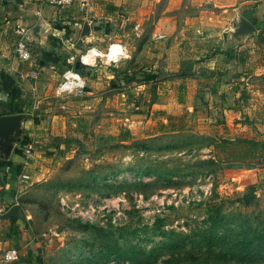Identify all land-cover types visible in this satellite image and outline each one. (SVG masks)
I'll use <instances>...</instances> for the list:
<instances>
[{
  "label": "crops",
  "instance_id": "obj_1",
  "mask_svg": "<svg viewBox=\"0 0 264 264\" xmlns=\"http://www.w3.org/2000/svg\"><path fill=\"white\" fill-rule=\"evenodd\" d=\"M117 12H125L128 18L118 21ZM152 15L153 20H148ZM95 17L119 22L121 29L133 27L130 35L136 36L151 23L153 29L139 51L140 58L129 52L128 58L116 63L98 65L96 58L85 69L82 63L74 65L84 48L103 49L106 39L126 45L121 29L84 35V22ZM241 18L254 32L238 41L232 31ZM37 23L44 31L39 39L29 35L30 59L20 60L14 53L19 38L16 29L30 30ZM260 31L264 32V0H86L69 7L45 0H0V113L25 115L21 143L8 159H0V215L9 204H19L25 214L23 221L0 218V264H45L51 262L50 255L62 250L64 242L62 236H55L56 226L41 222L49 214L43 209L49 196L46 190L71 186L59 175L73 168L79 155V160L84 158L79 153L84 144V104L88 108L96 101L118 106L121 70L132 78L146 64L144 69L151 76H162L148 80L155 84L156 93L142 115L145 136L184 132L206 136L211 140L208 157H220L228 164L226 171L243 172L238 181L264 183V41ZM66 69L85 80L81 93L73 89L57 95ZM146 85L138 83L137 90ZM107 86L116 91L112 98L103 95ZM114 121V116L100 119L96 127L110 128ZM28 144L32 150L27 157ZM20 173L29 174L30 179L19 183ZM12 228L19 229L17 240L10 235ZM10 248L17 249L18 259L3 262L2 255Z\"/></svg>",
  "mask_w": 264,
  "mask_h": 264
},
{
  "label": "rangeland",
  "instance_id": "obj_2",
  "mask_svg": "<svg viewBox=\"0 0 264 264\" xmlns=\"http://www.w3.org/2000/svg\"><path fill=\"white\" fill-rule=\"evenodd\" d=\"M117 13L118 21L128 18L125 12ZM119 24L90 18L84 22V35L110 33L121 29ZM152 29L150 23L136 36L130 35L133 27H122L126 45L119 43L133 58H140ZM111 42L115 41L106 39L99 50L104 52ZM97 60L98 65L107 62ZM77 63H81L79 55L74 59ZM146 66L135 70L132 78L122 70L117 74L118 106L84 104V144L79 147L84 158L79 160V155L73 168L66 167L59 175L71 186L46 190L49 196L43 209L49 214L41 222L56 226L54 234L62 236L64 246L45 264H264L221 257L219 249L229 239L264 233V183L238 181L243 172L226 171L228 164L220 157H208L211 140L206 136L192 132L145 136L142 115L156 93L148 80L162 77L148 78ZM138 83L148 85L138 91ZM102 92L109 98L116 94L109 86ZM112 116L113 126L96 127L100 119ZM136 119L141 120L137 125ZM123 133L129 135L127 141H120ZM210 214L217 218L213 227ZM212 229L215 240L208 242Z\"/></svg>",
  "mask_w": 264,
  "mask_h": 264
},
{
  "label": "water",
  "instance_id": "obj_3",
  "mask_svg": "<svg viewBox=\"0 0 264 264\" xmlns=\"http://www.w3.org/2000/svg\"><path fill=\"white\" fill-rule=\"evenodd\" d=\"M44 31L41 23L35 24L29 30V35L39 39L40 32ZM254 32L253 26L245 19L241 18L232 31V36L236 40H240ZM76 66H79L77 63ZM23 113H14L0 116V159H8L13 151V148L22 141L24 119ZM16 217L20 220H25V214L19 204L10 206L0 218L12 219Z\"/></svg>",
  "mask_w": 264,
  "mask_h": 264
},
{
  "label": "built area",
  "instance_id": "obj_4",
  "mask_svg": "<svg viewBox=\"0 0 264 264\" xmlns=\"http://www.w3.org/2000/svg\"><path fill=\"white\" fill-rule=\"evenodd\" d=\"M45 1H47L51 5H55V6H58V7H69L74 2H80L82 4H85V2H86V0H45ZM16 34L19 36V38H18V40L16 41V43L14 45V53H15V55H16V57L18 59L27 61V60L30 59V52H29V50L27 48V40L29 38V30L27 28H25L24 26H18L17 29H16ZM112 45H120L122 47V49L124 50V52L126 53V55L128 56L127 49L122 44H120L119 42H111L106 47V50L104 52L99 50V49H96V48L95 49L97 51L103 53L104 57L106 59V57L109 54V51H110V48H111ZM93 48L94 47H89L83 54L80 55V62H81V57L86 55L89 52V50H91ZM115 55H117L119 57L118 61L120 59L124 58V56L121 55L119 51H117L115 53ZM96 58H99V57H95V60H96ZM118 61L111 62V63H116ZM68 72L79 74L76 71H73L71 69H66L63 72V81L60 83L59 88L62 85H64V84H68L72 88V90L75 89V91L77 93H81L82 89H83V87L85 85L84 80L82 79V77L79 74L80 78L84 82V85L81 88V87H79V82L74 80V78L71 75H69L67 79L65 78V73H68ZM65 91H68V90H65ZM31 150H32V145L28 144L27 147L24 149V155L28 157L31 154ZM29 179H30V176L27 173H20L18 175V182L19 183H25ZM9 255H11L13 258L12 259H7V257ZM17 259H18V251L15 248L7 249L2 255V261L3 262H12V261H15Z\"/></svg>",
  "mask_w": 264,
  "mask_h": 264
},
{
  "label": "trees",
  "instance_id": "obj_5",
  "mask_svg": "<svg viewBox=\"0 0 264 264\" xmlns=\"http://www.w3.org/2000/svg\"><path fill=\"white\" fill-rule=\"evenodd\" d=\"M259 35L261 39L264 41V32L260 31ZM33 53H35V50H33ZM67 67L69 66L66 65V68ZM149 77H153V76L150 75ZM30 105H31L30 102H28L27 107H29ZM0 115H2V113H0ZM128 137L129 135L127 133H123L120 136V141H127ZM16 173H18V171ZM8 207H10V204L5 206L6 209H8ZM214 219L217 220L216 217H213L210 214V217L208 219L210 223V227H213L212 222ZM14 229L13 228L11 229V231L14 230V233L10 232V235L11 233L14 234L15 236H13V240H17L16 236L19 232V229L18 228H14ZM208 232L209 234L206 236V240L208 242L209 240H215L214 238L215 234L213 233L214 229ZM219 249H220L221 257L227 256L231 258L234 257L235 259H239V260L264 261V233L251 238L243 237L237 241L235 239H229L228 241L221 242ZM126 257L132 259V257H130L129 255H126Z\"/></svg>",
  "mask_w": 264,
  "mask_h": 264
},
{
  "label": "clouds",
  "instance_id": "obj_6",
  "mask_svg": "<svg viewBox=\"0 0 264 264\" xmlns=\"http://www.w3.org/2000/svg\"><path fill=\"white\" fill-rule=\"evenodd\" d=\"M88 41H86L87 43ZM119 51L121 55L124 56V58H128L126 53L124 52V50L122 49V47L120 45H112L109 51V54L106 57V60L108 63L111 62H115L118 61L119 57L117 55H115V53ZM95 57H101L102 59H105L104 54L97 51L95 48L89 50V52L81 57V63L84 65H94L95 64ZM71 75L74 80L79 82V87H83L84 82L83 80L80 78L79 74L76 73H65V78L67 79L68 76ZM68 90L71 91L72 88L68 85V84H64L60 87V89L57 90V95H60L63 91ZM13 257L11 255H9L7 257V259H12Z\"/></svg>",
  "mask_w": 264,
  "mask_h": 264
}]
</instances>
